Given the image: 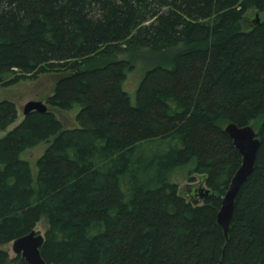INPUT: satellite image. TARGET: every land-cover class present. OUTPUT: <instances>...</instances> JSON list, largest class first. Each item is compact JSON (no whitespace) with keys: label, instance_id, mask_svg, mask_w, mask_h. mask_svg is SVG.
<instances>
[{"label":"trees","instance_id":"obj_1","mask_svg":"<svg viewBox=\"0 0 264 264\" xmlns=\"http://www.w3.org/2000/svg\"><path fill=\"white\" fill-rule=\"evenodd\" d=\"M249 12L264 0H0V83L56 73L48 108L81 107L78 126L34 111L0 136V264H27L2 247L44 219L48 264H264V21L245 29ZM143 52L161 59L133 104ZM18 117L0 102V131ZM260 119L226 245L242 165L226 126ZM42 143L34 178L23 157ZM186 166L211 191L199 205L170 180Z\"/></svg>","mask_w":264,"mask_h":264},{"label":"rangeland","instance_id":"obj_2","mask_svg":"<svg viewBox=\"0 0 264 264\" xmlns=\"http://www.w3.org/2000/svg\"><path fill=\"white\" fill-rule=\"evenodd\" d=\"M244 20V28L249 29L253 25L257 24V21H264V12L256 13L249 12ZM146 56L145 59H141L137 67L132 70L126 79L125 90L129 93L132 103H136V90L139 86V83L147 72L148 68L150 69L152 65L158 62L161 57L154 56L149 52H143ZM123 58L126 55L122 56ZM22 79L17 81L14 84L4 85L0 83V102L10 101L16 104L19 112L18 120L10 125L8 129L0 131V136H5L9 131L15 128L17 125L21 123L24 118V108L27 103L30 101H43L47 104V100L54 94L55 86L58 80V75L56 73H41V74H33V75H22ZM49 110L55 111L58 117L63 121L65 128H72L78 126L77 123V115L81 109L79 105L74 106L72 110H59V109H51ZM261 123V119L255 122L256 131L258 133L259 126ZM48 143H42L38 147L27 151L24 154V159H28L31 163L32 174L34 178L37 177L38 165L37 162L39 158L43 155ZM190 166L181 167L174 171L171 175V182L179 185L180 189L185 195H190L191 200H197V196L192 194V190H196L199 188H208L204 183H201L200 175H193V180H189L190 178ZM47 221L44 219L37 224L35 227L37 232L45 235L47 231ZM4 250L8 251L10 258L16 257V254L13 251V243H9L2 247Z\"/></svg>","mask_w":264,"mask_h":264},{"label":"water","instance_id":"obj_3","mask_svg":"<svg viewBox=\"0 0 264 264\" xmlns=\"http://www.w3.org/2000/svg\"><path fill=\"white\" fill-rule=\"evenodd\" d=\"M260 21H257L259 24ZM48 105L43 101H30L24 108L25 116L32 112H48ZM226 132L234 141L236 148L242 155V165L232 178L229 188L223 197L222 206L218 213V223L221 225L226 240V245L230 239V230L234 218L236 199L242 186L253 174L258 153L261 147V139L254 126H239L231 122L226 126ZM199 199L195 200V205H199L201 200L207 198L211 191L208 188L196 190ZM45 235L33 229L30 233L14 240L13 251L16 256H21L27 264H48L42 256V248L45 244Z\"/></svg>","mask_w":264,"mask_h":264},{"label":"flooded vegetation","instance_id":"obj_4","mask_svg":"<svg viewBox=\"0 0 264 264\" xmlns=\"http://www.w3.org/2000/svg\"><path fill=\"white\" fill-rule=\"evenodd\" d=\"M191 193H192V194L194 193V195H196V196L198 195V194H196V191H195V189H194V190H192V191H191Z\"/></svg>","mask_w":264,"mask_h":264}]
</instances>
